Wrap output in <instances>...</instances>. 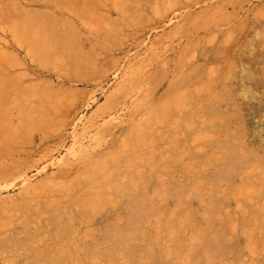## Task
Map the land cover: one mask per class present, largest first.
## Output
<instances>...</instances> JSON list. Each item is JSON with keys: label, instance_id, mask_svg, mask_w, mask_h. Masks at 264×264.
<instances>
[{"label": "rangeland", "instance_id": "1", "mask_svg": "<svg viewBox=\"0 0 264 264\" xmlns=\"http://www.w3.org/2000/svg\"><path fill=\"white\" fill-rule=\"evenodd\" d=\"M0 264H264V0H0Z\"/></svg>", "mask_w": 264, "mask_h": 264}]
</instances>
